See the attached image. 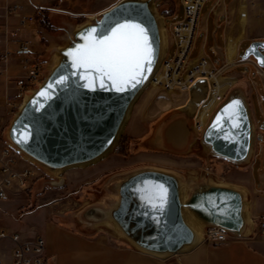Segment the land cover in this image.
<instances>
[{
  "label": "water",
  "instance_id": "1",
  "mask_svg": "<svg viewBox=\"0 0 264 264\" xmlns=\"http://www.w3.org/2000/svg\"><path fill=\"white\" fill-rule=\"evenodd\" d=\"M157 0H118L99 13L78 23L67 18L51 21L57 41L50 47V69L43 81L30 90L4 130V140L23 158L31 160L49 178L46 186L65 183L64 170L92 164L114 149L136 98L153 78L168 52L165 9ZM142 25L152 43L153 62L142 82L117 91L111 81L99 79L89 85L83 70L75 69L72 53L86 43L90 29L103 36L117 24ZM264 40L250 42L243 59L254 57L262 68ZM52 59V58H51ZM51 85V87H49ZM207 78L196 79L189 91L202 95L188 100L184 111L172 109L156 125L151 138L171 151L189 152L205 145L202 155L219 156L234 164L253 163L256 151V122L248 96L236 85L230 87L201 132L194 126L198 105L207 96ZM45 95L41 96L40 93ZM239 102L238 116L233 115ZM234 122L239 127H233ZM148 139V140H149ZM147 140V141H148ZM199 144V147L195 145ZM148 145V144H147ZM161 186L164 200L161 207ZM105 187L107 195L85 205L77 213L88 231L108 226L116 237L139 251L160 259L190 252L202 243L210 229H220L237 238L255 231L250 216L247 190L215 179L209 172L191 179L187 173L158 165H141L111 175ZM204 225L201 230L195 221ZM96 226V227H94Z\"/></svg>",
  "mask_w": 264,
  "mask_h": 264
},
{
  "label": "rangeland",
  "instance_id": "2",
  "mask_svg": "<svg viewBox=\"0 0 264 264\" xmlns=\"http://www.w3.org/2000/svg\"><path fill=\"white\" fill-rule=\"evenodd\" d=\"M170 1L172 0H157L156 7L164 8L166 11L167 5L165 3H169ZM67 8L52 7V9H49V21L55 20L59 22V19H65V16L58 15V13L63 12L67 15V18L74 19L78 23L86 20L87 16L84 14V9L69 11ZM183 16L184 7L182 6L180 18ZM230 21V30H235L237 40H241L243 37L263 40L264 0H236L232 12V20ZM169 22L170 18H167V23L169 24ZM55 31V26L52 25V28H49L41 24L38 35L36 36V43L33 42V44L39 46V50L34 51V54L32 52L29 53L33 61L42 64L43 79L45 78V73L50 69L49 65L51 64L52 58L50 55V47L57 43L55 38L51 36ZM198 37L200 40L203 37V33L197 29L189 59L199 54L200 49H196L195 46ZM236 39L229 37V40L235 47L237 46ZM174 52L175 46L171 45L168 58H172ZM215 62L218 63L216 59ZM244 69L252 74V78L259 81V77L254 69H250L249 66H245ZM160 70L161 68L157 72ZM259 71L264 77V66L262 68L259 67ZM240 72V69L234 70V73ZM11 73L15 72L11 70ZM156 74L158 75L159 73ZM249 77L250 75L238 74L237 81L233 84L236 85V89L242 90L246 95L254 84L251 83ZM3 80L4 77L0 76V81ZM225 80L222 78V81ZM207 82L214 86L211 90V97L207 100V97H205L198 105L196 111V114L203 121L206 115H208L209 109L215 103V97L212 98V96L215 93L220 94L224 88V82H222L219 91L216 90L217 84L212 78L207 79ZM2 88L3 86L0 85V91ZM229 89L227 93L230 91ZM201 97L202 95L195 91L190 92L189 90L183 89L165 90L156 82L154 83L152 79L133 103L130 116L123 128V133L114 149L92 164L71 167L64 170L62 175L65 177V183L59 187L46 186L45 179H48L49 176L30 160L20 155V161L24 160L27 166H33L34 169H37V172L34 171L33 179L29 187L24 191L20 193L14 192L8 198L0 199L1 203L5 202L4 206H0V225L21 232H31L33 234L32 236L37 235L35 233H42L47 238L50 237L51 242H55L54 244L56 246L59 235L62 234V231L70 232V226L88 231L84 223L80 222L76 215L85 205L100 201L107 195L108 192L105 183L111 175L137 166L151 164L172 168L184 174L187 173L191 179L199 178L201 174L209 172L219 181L244 187L248 193V205L250 216L255 223V232L263 233L257 230V220L259 218L257 214L264 213V185L258 191H252L249 188L251 176H257L260 170L264 171L263 134L260 133V140L256 139V149L259 141L263 144V150L258 154L253 163L234 164L219 156L202 155L208 152L207 147L203 144H201L198 151L193 149L189 152L171 151L165 147L154 148L149 146L160 144L161 139L159 136L152 139L149 138L152 137L156 125L164 116L174 108L184 111L188 100L193 99L195 101ZM1 112L3 119L0 120L4 128H6L14 114H5L4 109ZM260 126L263 127L264 122ZM256 132L258 135L259 131L257 126ZM261 132H264V130ZM195 146L199 147V144ZM56 220L61 221V223L54 222ZM89 232L92 234L104 233L116 237L113 230L108 226H100V228L92 231L89 230ZM204 241H206V238Z\"/></svg>",
  "mask_w": 264,
  "mask_h": 264
},
{
  "label": "crops",
  "instance_id": "3",
  "mask_svg": "<svg viewBox=\"0 0 264 264\" xmlns=\"http://www.w3.org/2000/svg\"><path fill=\"white\" fill-rule=\"evenodd\" d=\"M14 1L22 3L26 13L35 14L38 17L39 9L46 8L49 10L52 7H61V9L68 7L69 11L84 9V14L89 16L110 7L118 0ZM235 2L236 0H205L203 2L198 18V30L203 33V37L200 40L198 37L199 41L197 40L195 45L196 49H200L196 57L204 55L212 66L220 69L222 74L231 78L234 83L237 81L238 74L250 75L251 83L254 84L247 96L259 131L257 139L260 140V133L264 137V132H261L264 130V126H260L264 122V77L259 71L260 66L255 64L256 60L254 57H250L249 59L242 58L243 49L255 39L243 37L241 40H237L235 30H230V20H232ZM165 5H167V9L164 12L165 22L167 27H169L174 22L182 19L180 17L183 4L181 0H172L169 3H165ZM167 18H170L169 24L167 23ZM40 25L41 23L38 19L36 27L25 32L34 43H36V36L38 35ZM229 37L237 40L236 47L232 45ZM38 50L39 46L32 43L30 53L34 54V51ZM215 59L218 63L215 62ZM245 66H249L252 70L254 69L259 77V81L252 78V74L244 69ZM235 69H240L241 72L234 73ZM0 85L3 86L0 91V119H3L1 111L5 110L4 93L6 90L13 91L14 83L12 81L7 82L4 78L3 81H0ZM19 165L21 167L26 166V163L24 160H21ZM34 171L37 172V169H34ZM263 185L264 171L260 170L257 176H251L249 188L252 191H258ZM4 203L0 202V206H4ZM260 215L257 214L258 217ZM54 222L61 223L59 220ZM0 226L10 228L4 225ZM70 228V232L62 231L56 246L55 242H51L50 237L47 238L42 233H35L41 234L46 238L47 254L52 264H264V232L256 233L254 231L248 237L235 239L223 244H211L203 241L190 252L160 259L139 251L123 239L104 233H86L73 226H70ZM24 233L30 236L33 235L31 232Z\"/></svg>",
  "mask_w": 264,
  "mask_h": 264
},
{
  "label": "built area",
  "instance_id": "4",
  "mask_svg": "<svg viewBox=\"0 0 264 264\" xmlns=\"http://www.w3.org/2000/svg\"><path fill=\"white\" fill-rule=\"evenodd\" d=\"M204 1L181 0L184 16L167 28L168 52L170 46L174 45V56L168 58L167 52L161 70L155 77L156 83L165 90H189L199 77L226 79L220 94L212 96L215 97V103L205 120L195 115L194 126L198 132L204 129L210 116L234 84L231 78L212 66L204 55L189 59L198 29L199 10ZM37 23V15L26 13L22 3L0 0V76L7 82L14 83V90H6L4 93L5 114H14L27 93L44 77L42 64L33 61L29 55L33 40L25 34L27 30L34 29ZM255 64L258 66L256 61ZM11 70L15 73H11ZM213 87V84H209L206 100L211 97ZM3 130L4 125L0 120V199L8 198L14 192L24 191L35 174L33 166L19 165L20 154L3 139ZM257 145L255 158L263 150L261 142L258 141ZM257 221V230L264 232V213ZM235 239L239 238L220 229H210L206 236V241L211 244L228 243ZM0 264H52L47 254L46 238L41 234L30 236L0 226Z\"/></svg>",
  "mask_w": 264,
  "mask_h": 264
},
{
  "label": "snow or ice",
  "instance_id": "5",
  "mask_svg": "<svg viewBox=\"0 0 264 264\" xmlns=\"http://www.w3.org/2000/svg\"><path fill=\"white\" fill-rule=\"evenodd\" d=\"M153 52L147 30L138 23L125 22L117 24L103 36L97 35L95 28L90 29L86 43L70 54L73 57L72 66L83 70L82 77L89 81V85L99 79L103 86L107 79L117 91H122L126 86L135 87L142 82L145 73L151 69ZM261 62L264 63V60ZM231 107L238 120L239 102H234ZM233 127H239V124L234 122ZM165 191L161 186L158 197L161 207Z\"/></svg>",
  "mask_w": 264,
  "mask_h": 264
},
{
  "label": "bare ground",
  "instance_id": "6",
  "mask_svg": "<svg viewBox=\"0 0 264 264\" xmlns=\"http://www.w3.org/2000/svg\"><path fill=\"white\" fill-rule=\"evenodd\" d=\"M55 59H56V56H53L52 59H51V61H52V60H55ZM193 63H194V62H193ZM49 67H50V65H49ZM161 67H162V64L159 66V68H161ZM159 68L157 69V71L159 70ZM157 71H156V73H159V72H157ZM156 73L154 74V76H153V78H152V79L154 80V83L156 82L155 79H154V78L156 77V75H157ZM152 79H151V80L148 82V84L143 88V90L149 85V83L152 81ZM212 79H213V80L216 82V84H217L216 90L219 91L220 88H221L222 82H223V81H222V78L217 77V78H212ZM175 89H179V88H174V89H172V90H175ZM143 90H142V91H143ZM142 91H141V92H142ZM168 91H171V90H168ZM141 92H140V93H141ZM139 95H140V94H139ZM139 95H138V96H139ZM136 99H137V98H136ZM132 106H133V105H132ZM130 112H131V110H130ZM129 116H130V114H129ZM129 116H128V118H129ZM127 120H128V119H127ZM127 120L125 121V123H124V125H123V128H124V126H125ZM123 128H122V132H123ZM202 151H203V149H202ZM30 161H31V160H30ZM81 166H85V165H81ZM76 167H80V166H76ZM190 176H191V175H190ZM194 221H195V220H193V222H194ZM194 223H195V225H196L197 227H199L201 230L203 229L202 227H203L204 225H203L202 223L197 222V221H195Z\"/></svg>",
  "mask_w": 264,
  "mask_h": 264
},
{
  "label": "trees",
  "instance_id": "7",
  "mask_svg": "<svg viewBox=\"0 0 264 264\" xmlns=\"http://www.w3.org/2000/svg\"><path fill=\"white\" fill-rule=\"evenodd\" d=\"M38 19H39V22L43 26L52 28V24L50 23L49 18H48V9H46V8L39 9Z\"/></svg>",
  "mask_w": 264,
  "mask_h": 264
}]
</instances>
